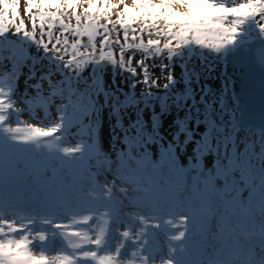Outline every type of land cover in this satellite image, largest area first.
Returning a JSON list of instances; mask_svg holds the SVG:
<instances>
[{"label":"rangeland","instance_id":"rangeland-1","mask_svg":"<svg viewBox=\"0 0 264 264\" xmlns=\"http://www.w3.org/2000/svg\"><path fill=\"white\" fill-rule=\"evenodd\" d=\"M215 2L231 7L239 4L241 0H215ZM23 6L25 8L26 4ZM86 15H81L80 20L77 21L69 14L65 18L67 23L63 26L65 34H62L61 27L57 26L50 41L48 37L44 38L47 42V51L25 34L16 37L18 42L31 47L33 53L39 54L40 58H44L51 51L56 53L59 61L56 60V68L53 70L47 71V67L45 68L46 77L56 79L52 87L47 89V85L40 87L39 84L36 86L20 80L13 99L4 102L11 104V107L6 109L9 117L0 121V168L3 169L1 174L3 179H6V184L0 182V208L6 210V216L0 218V221L12 223L11 225L0 223V229L3 230L0 232V241L22 239L33 254L54 257V264H66L61 257L60 245L63 243L81 245L80 251L87 259V264L97 262L166 264L167 256L165 257L159 235L160 222L155 225L157 244L148 241L149 248L145 244L147 231L154 228L151 221L168 219L174 228V239L179 234L177 240L181 241L180 245L186 244L190 247V254L186 256L190 264H208L209 258L213 255L217 256L220 251L227 253L224 256L227 264H264V255L261 256L264 246V194L261 192L257 196L252 195L253 199L246 202L247 206L252 208L250 215L246 216L239 213L237 207L239 201L234 205L231 202L233 194L230 193V189L223 190L222 184H217L220 188L217 192L213 191L214 189L211 192H204L205 188H201L207 177L219 181L217 166L237 168L229 175L231 179L229 186L233 188L240 185L235 184L234 175L251 176L250 187L245 191L244 198L251 192L254 183L253 174L244 168L245 164L243 165L238 155L236 153L225 155V149L216 145H214L216 153L205 158L201 169L197 167V151L202 146L208 147L201 143L200 139L206 138L211 133L212 137L208 141L216 144L213 137L215 127H218V120L211 118L209 111L214 109L224 113L216 103L217 97L202 90L205 83L200 85V90L204 93L203 105L198 98L182 104L184 111L193 112L197 109L192 118H201L203 122L192 129L185 121H179L178 125L184 129V134L187 136V143L178 148L175 171H169V177L166 176V179H158L162 178L158 166L149 163L154 166L153 168L145 164L149 160L157 159L159 161L163 159L165 164L168 163L164 158L166 151L160 148L156 139L147 142L149 151L144 156L135 154L131 149L121 148L122 154L113 162H121L122 168L126 169L123 171L113 165L109 168L100 167L97 158L93 156L94 150L91 145H94V142H98L97 145L100 147L98 154L103 151L100 134L96 136V141L93 139L90 144L88 142L89 138L92 139L91 135L94 131H100L101 134L111 131V127H107L109 120L105 112L114 111V104L130 103L131 95L127 90L132 89V92L136 93L145 92L137 86L134 87L137 81L133 76L139 75L149 86L150 94L155 95L154 92L157 94L158 90L150 86V80L154 82L153 79L157 77L173 78L184 69L185 72L191 63L203 66L200 62L205 61L199 55L192 53L193 51L221 52L227 45L217 47L219 33L222 30L202 29L193 25L177 38L151 30L141 31L139 24L135 28L128 25L121 26L115 23L117 19L115 14L110 17L111 23L99 13L91 14L93 20H89L85 26ZM218 19L223 24L230 25L234 19L239 18L229 16L226 20ZM31 21L33 16L29 18L31 25H27L33 31L34 25ZM160 23L163 25L164 22ZM262 23L264 20L259 16L248 19L242 30L235 34V39L259 34ZM38 24L37 21L35 35L40 39ZM25 28L26 26L20 31ZM176 30L177 28L173 29ZM57 38L59 43L56 42ZM156 40L160 42L149 43ZM197 40L202 42L197 43ZM166 42H170L168 47H165ZM53 44L56 45V49L53 48ZM133 46L143 49L144 53L134 58V54L131 53ZM135 47L134 49L137 50ZM7 52L11 54V51ZM205 63L207 82L221 89L227 84V80L219 77V68ZM22 72L25 75V72ZM129 72L133 75L132 84L123 83L124 79L119 76L127 78ZM147 75L148 78H145ZM209 76L217 82H213ZM33 83L36 84L34 81ZM21 90H23L22 94ZM40 91L46 93L36 95L29 100L33 94ZM45 95L56 97V106L41 98ZM188 95L192 98L193 93ZM61 109H65L66 112L62 114ZM97 111L100 119L98 124L90 129L87 123L91 114ZM144 114L146 118H153L150 112ZM113 120L110 118V121ZM69 121L75 126L65 141H61L64 139L57 138V135L50 132L52 126L56 124L64 126L63 124ZM166 121L169 122V116L166 117ZM101 122L102 127H100ZM227 127L223 130L230 131V134L234 135L232 128L228 125ZM140 132L137 135L143 136L144 130ZM243 134L249 136L245 137L249 143L259 142L258 138L264 137ZM166 137H170V130L167 128L164 129L162 133L164 139L161 140H165ZM203 151L206 153V149ZM161 167L164 168L165 165ZM171 174L174 175L171 177ZM93 175H97L99 180ZM146 186L153 187L154 196L151 197V201L145 202L142 199V190ZM164 190H167L168 196L166 199H161ZM98 193L101 195L98 196ZM155 201L163 203L164 207L154 208L152 202ZM92 202L98 204V208L96 211L93 208L94 218L91 224L100 218L101 222H98L100 226L106 225L110 229L103 241L99 240L97 227L96 231L91 230L90 234L86 227L70 230L67 225L69 218L88 212L89 206L92 208ZM202 204L210 206V210L205 213L206 226L212 218L217 221L213 225L216 230L210 232L207 227L203 234L196 235L193 225L194 221L198 220ZM16 211H20L21 214ZM142 213L148 215L147 220L141 219ZM225 214L229 217L230 234H233L228 243L241 247L236 260L232 259L230 251L224 247V240L213 244L215 236L222 237L219 228L221 227L220 231H223V226L220 224L217 228L218 220L222 219L224 226L227 227ZM12 227L16 230L12 231ZM227 228L226 232H228ZM64 230L74 233L72 238L71 236L64 238L62 236ZM87 230L88 238L84 240L86 238L84 233ZM152 246L154 247L151 248Z\"/></svg>","mask_w":264,"mask_h":264},{"label":"trees","instance_id":"trees-1","mask_svg":"<svg viewBox=\"0 0 264 264\" xmlns=\"http://www.w3.org/2000/svg\"><path fill=\"white\" fill-rule=\"evenodd\" d=\"M26 1L27 0H2V3H0V69L18 68L23 81L30 82L36 86L41 85L40 87L47 85V89H49L53 86L52 83L56 81V79L54 77H46L45 68L47 67V71L56 68V60L59 61V59L56 58V53L50 51L44 58H40L39 54L33 53L31 47L16 40V37L23 35L26 31L32 32L27 25H31L29 18L32 17L33 14L26 10ZM24 4H26V9L23 6ZM31 22L33 23V21ZM24 26H26V28L21 32L20 29H23ZM57 47L59 48L58 45ZM134 47L135 46H133L131 50V53L134 54V58L144 53L143 49L140 50V48L135 47L137 48V50H135ZM54 49H56V47ZM7 51H11V54ZM200 64L203 66H197L196 63H191L186 68L185 72L184 69L173 78L165 79L163 77H157L153 79L154 82L150 80V86H154L158 90L157 94L154 92L155 95L150 94L149 86H147L146 82L142 81L139 75L133 76L132 73L129 72L127 78L119 76L124 79L123 83L126 84H132L133 76L137 81L134 87L137 86L145 92L142 93V91H140L136 93L134 91L132 92V89H126L131 95V102L125 103L124 105L114 104V111L105 112V116H107L109 120L107 127H111V131L104 132L101 135L103 151L101 154L97 155V161L100 167L109 168L115 166L116 169L123 171L124 168H122L121 162H113V160L117 159L122 154L120 151L121 148L131 149L135 154L144 156L149 151L147 142L156 139L160 148L166 151L164 152V158L167 159L168 163L165 164L163 159L161 161L157 159L156 161H145V164L152 163L155 167H159L158 171L162 172V178H158L159 180L166 179V176L169 177V171H175L176 162L178 161V148L182 144L187 143V136L184 134V129L178 125L179 121H185L191 128L203 122L201 118H192L193 113L196 112L197 109L193 112L184 111L182 106L183 103H187L193 98H198L201 100L202 105L204 104L202 98L204 93L202 90H205V85L208 83V74L206 73V63L200 62ZM163 70L164 67L162 68V71ZM22 71L25 72V75ZM212 76L214 78L213 73ZM213 78L210 79L216 83L217 80ZM33 81L36 84H34ZM204 83L205 88L202 87V90H200V85ZM22 93L23 90H21V94ZM42 93L46 92L40 91L37 94H33L29 100L35 98L36 95H42ZM188 93H193L192 98ZM41 98L46 99L48 103H54L56 106V97L45 95L41 96ZM160 107L162 109L159 110ZM146 112H150L153 118H146L144 114ZM168 116L169 122L166 121V117ZM37 117L38 115H36V118ZM110 118L114 120L110 121ZM205 118H208V116H205ZM99 119L98 111L92 113L87 126L90 129L94 128L98 124ZM217 125L218 127H215L216 131L213 137V140L216 142L214 145L225 149V155L228 153L232 155L236 153L242 160L243 165L245 164L244 168L254 176L252 190L245 196V201H251L253 199L252 195L257 196V194L261 192L264 194V137L258 138L260 140L259 142L249 143L245 139V137H249L248 135H231L230 131L227 132L223 130L228 128L227 125L220 121H217ZM165 128L170 130V137L161 140L164 139L162 138V133ZM141 130H144L143 136L142 134L137 135L141 133ZM135 131H138V133ZM90 133L91 131L89 134ZM113 150L117 151L115 152ZM110 159L111 162L109 161ZM149 165L150 167L152 166L151 164ZM161 165H165L166 170L165 167L162 168ZM154 166L152 167L154 168ZM173 175L174 174H171V177ZM234 178L236 183L240 184L242 176L234 175ZM219 190V186H215L213 191L217 192ZM167 196L168 192L164 190L161 193V199H166ZM160 205L164 207V204L161 202Z\"/></svg>","mask_w":264,"mask_h":264},{"label":"snow or ice","instance_id":"snow-or-ice-1","mask_svg":"<svg viewBox=\"0 0 264 264\" xmlns=\"http://www.w3.org/2000/svg\"><path fill=\"white\" fill-rule=\"evenodd\" d=\"M27 10L33 14V31L24 34L37 44L42 45L47 51L45 37L53 36V30L60 26L62 34L66 17L71 14L77 21L80 16H85V26L89 20H93L91 14L99 13L109 20L115 14V23L121 26L128 25L133 28L137 24L141 31L151 30L155 33L172 35L179 38L193 25L202 29H221L217 47H224L235 40V34L242 30V26L248 19L257 16L264 20V0H241L235 6H225L224 3H216L215 0H27ZM234 19L230 25H225L218 18ZM39 22L40 39L36 38L35 26ZM163 21V25H161ZM177 28L176 31H173ZM260 30L264 32V23L260 24ZM59 43V38H57ZM160 41H149L159 43ZM202 41L197 40V43ZM170 42L165 43V47ZM56 45L53 44V48ZM4 109L11 107L0 101ZM5 119L0 116V121ZM15 131V129H12ZM0 223L11 225L10 221ZM15 231V227H12ZM3 230L0 229V232ZM127 235V233H125ZM43 239V237H41ZM54 257L33 254L24 240L8 239L0 241V264H54Z\"/></svg>","mask_w":264,"mask_h":264},{"label":"water","instance_id":"water-1","mask_svg":"<svg viewBox=\"0 0 264 264\" xmlns=\"http://www.w3.org/2000/svg\"><path fill=\"white\" fill-rule=\"evenodd\" d=\"M227 80L221 89L207 83L205 91L218 98L224 113L211 109V118L234 134L264 136V32L236 39L218 53L193 51Z\"/></svg>","mask_w":264,"mask_h":264},{"label":"bare ground","instance_id":"bare-ground-1","mask_svg":"<svg viewBox=\"0 0 264 264\" xmlns=\"http://www.w3.org/2000/svg\"><path fill=\"white\" fill-rule=\"evenodd\" d=\"M155 246V245H154ZM154 246H152L151 248H153Z\"/></svg>","mask_w":264,"mask_h":264}]
</instances>
